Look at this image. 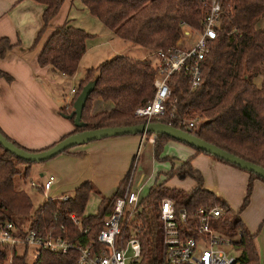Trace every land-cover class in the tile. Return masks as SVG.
Wrapping results in <instances>:
<instances>
[{"label":"trees","instance_id":"obj_1","mask_svg":"<svg viewBox=\"0 0 264 264\" xmlns=\"http://www.w3.org/2000/svg\"><path fill=\"white\" fill-rule=\"evenodd\" d=\"M35 1L44 4V8L41 12L42 24L36 32L33 46L42 39L65 0ZM80 1L118 36L150 51L172 50L185 27H203L207 10L202 0ZM90 35L85 28L71 24L69 18L56 25L43 43L39 54L40 65L48 66L55 72L74 75L88 48L87 40ZM15 45L10 37L0 36V57L6 56ZM260 75L262 78L259 82ZM155 76L156 67L151 57L116 54L97 66L88 67L85 75L79 79L77 91L68 105L73 108L83 86L88 81L97 79L82 113V119L87 125L76 126L70 133L146 122L147 117L137 115L135 110L153 97L156 91ZM0 77L8 81L14 79L11 73L1 68ZM202 79L200 86L193 87L187 71L173 73L168 80L172 91L166 101V111L163 115L152 116L151 121H162L187 129L244 159L264 166V0H234V13L230 17L223 16L218 35L209 41L202 60ZM96 98L112 102L113 107L91 113ZM196 115H200L202 120L196 127L189 128L185 118H194ZM0 131L20 147L29 151L39 150L22 145L1 126ZM145 134L153 135V132ZM169 139L178 140L167 134L154 135L155 156L160 155ZM193 147L198 152L211 154ZM214 156L249 172L247 192L241 206L244 208L250 200L254 179L264 181V177L239 164ZM20 162L27 163V176L34 162L18 157L0 143V222L14 220L23 226L19 220L31 217L29 229L42 235L62 234L83 244L96 240L97 233L113 211L117 198L124 194L131 171L130 168L112 195L102 196L95 213H85L89 197L94 191L92 182L86 180L67 199L47 197L32 214L33 200L30 194L24 188H18L15 181ZM175 175L182 179L191 177L196 185L191 189L168 185L167 179ZM167 179L155 183L147 194L140 197L134 219L129 210L122 218L118 243L124 244L134 233L141 241V254L130 264H167L163 223L160 218V204L164 197L175 200L177 213L185 207L190 216L198 207L222 205L225 213L214 220V224L233 238L234 247L240 251V262L261 264L255 241L256 232L250 231L240 214L226 199L204 187V176L193 166L190 158L179 166L173 162ZM72 214L81 219L80 224L72 220ZM85 228L88 230L83 231ZM190 233L195 234L193 231ZM7 255V249L0 247V262ZM77 257L78 251L75 249L63 253L40 248L33 262L28 260L26 251L15 253L13 264H77Z\"/></svg>","mask_w":264,"mask_h":264},{"label":"crops","instance_id":"obj_2","mask_svg":"<svg viewBox=\"0 0 264 264\" xmlns=\"http://www.w3.org/2000/svg\"><path fill=\"white\" fill-rule=\"evenodd\" d=\"M43 8L44 4L35 0H0V36H8L16 43L6 56L0 57V68L14 76L12 81L0 77V126L19 143L32 149L48 147L76 128L74 119L65 116L64 111L62 114L59 99L63 98L65 106L69 105L75 94L72 89H77L78 83L68 84L70 90L67 94L59 82L76 79L80 64L90 49L87 40L88 48L72 76L40 65L39 54L45 39L53 27L68 19V0L64 1L39 43L33 46L36 32L42 24ZM98 43L92 44V47ZM151 53L152 51L145 49L141 50L140 56L124 54L145 58ZM261 78V75L258 76L259 82ZM101 100L103 99L96 98L93 101L92 113L113 107L112 102L103 103ZM152 137L154 139V134L140 133L107 136L74 145L68 151L57 154L45 162L49 168H55V172L49 173L56 176L49 193L53 192L54 196L70 195L66 192L67 189H76L82 182L90 180L92 184L98 183L102 190L112 195L130 168L132 169L134 160L130 159L134 157L139 145L146 140L154 144ZM171 140L175 139L168 141ZM183 144L185 147H181V154L186 159L190 158L193 166L202 172L204 187L226 199L240 214L250 231L256 232L255 241L260 263L264 264V181L260 178L254 179L250 200L241 208L247 192L249 172L214 155L198 152L191 145ZM186 159L176 160L174 157L171 160L172 164L174 162L179 166ZM171 169L172 167L166 171L163 181L167 179ZM40 175H43V171ZM151 176L147 177L142 173L137 179L133 174V185L139 190L140 197L144 195L146 187L158 183V180L152 183ZM195 185L196 181L192 187ZM170 186L185 188L181 184ZM101 199L100 195V201Z\"/></svg>","mask_w":264,"mask_h":264},{"label":"built area","instance_id":"obj_3","mask_svg":"<svg viewBox=\"0 0 264 264\" xmlns=\"http://www.w3.org/2000/svg\"><path fill=\"white\" fill-rule=\"evenodd\" d=\"M207 10L202 28L185 27L176 46L170 51L157 49L155 85L156 91L151 99L138 106L137 115L151 121L154 115H163L166 101L170 97L172 86L169 77L176 71L185 70L193 87L200 86L202 79V60L209 41L216 38L221 28L224 15L234 13V0H202ZM76 93L77 89H72ZM202 120L200 115L185 118L189 128L196 127ZM151 140H154L153 137ZM134 171L129 175L126 190L116 200L113 211L106 217L103 227L98 231L96 240L88 244L78 243L62 234H39L34 229L18 225L14 220L0 222V247L8 251L7 258L0 264H13L15 253H28L29 248L36 247L35 256L40 248L67 253L72 249L78 251L77 264H130L141 254V241L134 233L124 244H119L121 221L127 209L135 211L140 201L139 190L133 185ZM56 176L51 173L39 185L42 192L50 198L67 199L68 194L52 196ZM34 186L36 182H32ZM225 213L222 205L201 206L194 210L192 216L183 207L176 212V202L171 197H164L160 204V218L163 223L165 260L167 264H237L240 258L228 252V245L234 246L233 238L220 231L214 224ZM72 220L80 224L81 219L71 215ZM88 228L83 229L87 231ZM193 231L195 234H191ZM132 251V254H129Z\"/></svg>","mask_w":264,"mask_h":264},{"label":"rangeland","instance_id":"obj_4","mask_svg":"<svg viewBox=\"0 0 264 264\" xmlns=\"http://www.w3.org/2000/svg\"><path fill=\"white\" fill-rule=\"evenodd\" d=\"M68 18L71 24H75L81 26L88 30L91 35L88 38L90 49L87 51L85 58L80 64L78 74L76 79H66L64 81H60L59 85L61 88H65L67 94L69 93L68 84L75 85V83H79V79L85 75L86 68L91 66H97L103 60L110 58L116 54H130L135 56H140L141 50H145L146 48L138 43L126 40L120 36H118L113 30L105 26L98 17L93 15L80 0H68ZM98 45H93L95 43ZM88 47V44H87ZM148 57H151L153 62L156 61V55L151 53ZM59 72V71H58ZM62 110L64 112L72 111L73 108L68 107V104L65 106V100L59 99ZM105 103V100H101ZM95 103V107H96ZM92 113V110H91ZM181 147H185V144L175 140H171L165 143L163 151L159 156H155L154 144L149 143L147 140L142 142L139 145L138 150L134 153V157L130 160H134V164L132 166V171H134L135 177L138 179L139 175L144 173L147 177L150 175L153 176V181L158 180L161 182L164 180V176L166 171L172 167V160L176 157V160L179 158L186 159L187 157H183L181 154ZM167 156H169L167 158ZM175 160V159H174ZM49 161V160H48ZM46 161H38L31 164L29 174L25 176L26 165L25 162H20L18 164L19 172L15 175V181L18 188H24L30 194L33 200V209L32 214L35 210L47 199V196L42 192L39 185L45 181L50 172H55L54 167L49 168L45 164ZM48 163V162H47ZM134 169V170H133ZM41 171H43V175H40ZM131 171V172H132ZM130 172V174H131ZM129 174V175H130ZM151 176V178H152ZM184 180V181H183ZM36 182L37 185L34 186L32 182ZM149 179L146 181L148 182ZM194 179L191 177H187L186 179H182L179 176L175 175L170 177L167 180V184H181L183 187L191 188L194 183ZM94 191L91 193L89 200L87 202V206L85 212L88 214L95 213L98 211L100 204V195L101 196H109L111 193L99 186L98 183H93ZM150 186L146 187L144 190V195L149 191ZM75 189L69 188L67 189V193L73 194ZM53 193V192H52ZM51 195H55L52 194ZM60 193V192H56ZM131 211L130 209H127ZM126 210V212H128ZM131 218L134 219L135 212L131 211ZM31 218V217H30ZM30 218L20 219L19 222L27 228L30 224ZM36 247H30L28 251V260L33 262L35 259V250ZM228 252H232L233 255L238 256L240 251L236 249L234 246L228 245ZM129 254H132V251H129ZM237 264H243L238 261Z\"/></svg>","mask_w":264,"mask_h":264},{"label":"water","instance_id":"obj_5","mask_svg":"<svg viewBox=\"0 0 264 264\" xmlns=\"http://www.w3.org/2000/svg\"><path fill=\"white\" fill-rule=\"evenodd\" d=\"M97 79H92L88 81L76 97L73 110L69 113H64L67 117H74V123L76 126H86L87 122L82 119V113L84 106L86 104L87 98L90 92L95 88ZM151 131L154 135L167 134L178 140L189 143L190 145L196 146L200 149H203L213 155L222 157L228 161L239 164L241 167L251 170L258 175L264 177V166L252 162L250 160L244 159L241 156L236 155L215 143H211L206 139H203L191 131L174 126L170 123H165L162 121H146L143 123L135 125H126V126H106L98 127L92 129H83L80 131H75L68 134L67 136L61 138L54 144L39 150L29 151L23 147H20L15 144L14 141L9 140L1 131H0V143L4 146L5 149L11 151L20 158L26 159L32 162L44 161L52 158L53 156L63 152L66 148L72 147L74 145L84 143L90 140L122 135L129 133H143Z\"/></svg>","mask_w":264,"mask_h":264}]
</instances>
